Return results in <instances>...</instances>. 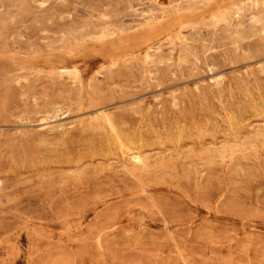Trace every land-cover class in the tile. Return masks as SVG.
Listing matches in <instances>:
<instances>
[{
	"label": "rangeland",
	"instance_id": "374dc122",
	"mask_svg": "<svg viewBox=\"0 0 264 264\" xmlns=\"http://www.w3.org/2000/svg\"><path fill=\"white\" fill-rule=\"evenodd\" d=\"M0 264H264V0H0Z\"/></svg>",
	"mask_w": 264,
	"mask_h": 264
}]
</instances>
